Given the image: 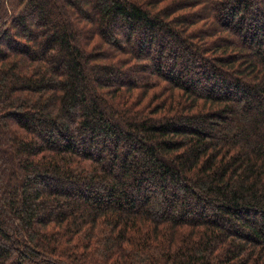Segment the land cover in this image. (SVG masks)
I'll return each instance as SVG.
<instances>
[{"label":"trees","instance_id":"obj_1","mask_svg":"<svg viewBox=\"0 0 264 264\" xmlns=\"http://www.w3.org/2000/svg\"><path fill=\"white\" fill-rule=\"evenodd\" d=\"M0 264H264V0H0Z\"/></svg>","mask_w":264,"mask_h":264},{"label":"rangeland","instance_id":"obj_2","mask_svg":"<svg viewBox=\"0 0 264 264\" xmlns=\"http://www.w3.org/2000/svg\"><path fill=\"white\" fill-rule=\"evenodd\" d=\"M26 1H28V0H26Z\"/></svg>","mask_w":264,"mask_h":264}]
</instances>
